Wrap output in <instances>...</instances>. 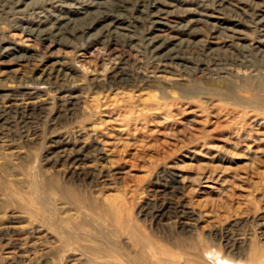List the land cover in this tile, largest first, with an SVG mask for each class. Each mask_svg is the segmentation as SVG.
<instances>
[{
	"label": "rangeland",
	"instance_id": "rangeland-1",
	"mask_svg": "<svg viewBox=\"0 0 264 264\" xmlns=\"http://www.w3.org/2000/svg\"><path fill=\"white\" fill-rule=\"evenodd\" d=\"M261 256L264 0H0V264Z\"/></svg>",
	"mask_w": 264,
	"mask_h": 264
},
{
	"label": "bare ground",
	"instance_id": "bare-ground-1",
	"mask_svg": "<svg viewBox=\"0 0 264 264\" xmlns=\"http://www.w3.org/2000/svg\"><path fill=\"white\" fill-rule=\"evenodd\" d=\"M109 28V27H108ZM40 33V32H39ZM44 34V33H43ZM162 34V33H161ZM160 34V35H161ZM162 36V35H161ZM166 37V36H165ZM159 47V46H158ZM165 48V47H164ZM171 51V50H170ZM163 52V51H162ZM60 69V68H59ZM61 70V69H60ZM45 72V71H44ZM52 72V71H51ZM58 72V71H57ZM59 73V72H58ZM57 78V77H56ZM262 257V256H261ZM264 257H262V259H256L254 260L256 264H264ZM250 261V260H249ZM227 264H235L233 263L231 260L230 261H226ZM252 262V261H251ZM222 263V262H221ZM253 263V262H252ZM222 264H226L225 262H223Z\"/></svg>",
	"mask_w": 264,
	"mask_h": 264
}]
</instances>
